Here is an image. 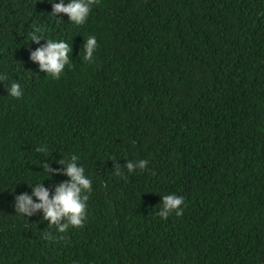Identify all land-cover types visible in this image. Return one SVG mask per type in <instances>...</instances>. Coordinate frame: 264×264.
I'll return each mask as SVG.
<instances>
[{
    "label": "trees",
    "instance_id": "16d2710c",
    "mask_svg": "<svg viewBox=\"0 0 264 264\" xmlns=\"http://www.w3.org/2000/svg\"><path fill=\"white\" fill-rule=\"evenodd\" d=\"M59 3L0 0V264H264V0H96L79 26ZM47 39L72 49L59 79L31 59ZM73 156L82 228L15 211Z\"/></svg>",
    "mask_w": 264,
    "mask_h": 264
},
{
    "label": "clouds",
    "instance_id": "9594fccd",
    "mask_svg": "<svg viewBox=\"0 0 264 264\" xmlns=\"http://www.w3.org/2000/svg\"><path fill=\"white\" fill-rule=\"evenodd\" d=\"M51 2V0H50ZM96 0H70L65 5L63 0L61 3L54 4L53 15L64 13L68 16L73 25H83L90 14L92 5ZM42 29L36 27L30 35V40L39 43L46 39L42 35ZM87 55H84L85 61H92L93 53L97 48V39L94 35L89 36L85 45ZM72 51L71 46L63 40L54 41L47 39V45L37 49L31 54V59L38 61L43 70H46L54 79H59L63 73L65 66L69 65V53ZM5 79L0 75V82ZM8 95L13 98L22 96L21 86L15 82L11 84L8 90ZM77 157L73 156L71 161L67 163L64 170V175L70 177V182L61 183L55 189V193L50 198L48 189L42 186L41 182L33 186L32 194L15 195L16 208L15 211L22 216L30 217L36 211H43V219L49 222V226H54L59 233H65L70 227L82 228L87 214L88 195L82 193L92 192V179L85 175V168L78 166L76 163ZM61 164L65 161L61 160ZM148 160H139L135 163H128L127 168L129 173L134 169L141 171L148 166ZM47 168V165H45ZM117 175H120L119 168ZM40 185V186H35ZM33 197H36L39 202H34ZM184 198L175 194L163 196L162 209L158 215L160 218L167 220L173 213L180 217L183 214ZM61 219L66 220L61 224ZM47 238V237H46Z\"/></svg>",
    "mask_w": 264,
    "mask_h": 264
}]
</instances>
